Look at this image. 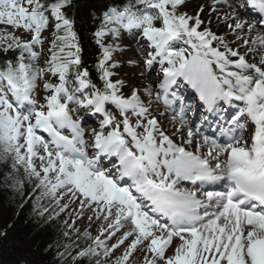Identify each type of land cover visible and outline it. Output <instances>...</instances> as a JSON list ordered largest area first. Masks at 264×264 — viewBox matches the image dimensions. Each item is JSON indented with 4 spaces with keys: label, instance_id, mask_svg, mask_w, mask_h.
Returning a JSON list of instances; mask_svg holds the SVG:
<instances>
[{
    "label": "snow or ice",
    "instance_id": "6c2138e0",
    "mask_svg": "<svg viewBox=\"0 0 264 264\" xmlns=\"http://www.w3.org/2000/svg\"><path fill=\"white\" fill-rule=\"evenodd\" d=\"M187 3L188 0H136L133 5L108 7L94 33L102 53L97 64L103 81L101 89L92 83L86 68L81 70L82 49L74 20L67 15L72 0H0V24L32 34L30 40H22L0 32V50H19L15 62L7 60L0 68V160L7 162L10 158L14 172L23 167L28 180L38 181L36 187L45 196L54 197L58 189L66 188L88 202L103 205L109 216L115 209L117 228L122 219L130 221L132 230L111 248L99 237L94 241L96 248H102L108 257L130 236L135 237L116 264H126L144 241H148L147 249L153 257H145L146 264H157L158 260L163 264H264V54L259 63L249 62L245 55L228 48L223 37L202 27L203 5L195 14H189L185 10ZM245 3L258 11L260 18L254 24L234 16V28L247 27L251 32L259 25L264 31V0H240L241 7ZM48 30L53 35L51 55L45 60L46 67L34 66L32 62L39 60L41 53L34 51L33 46H43V34ZM122 31L131 33L133 38L138 34L148 42L152 51L144 63L149 70L154 64L160 65L163 80L159 88L165 104L169 103L170 89L177 85L178 78L198 93L200 103L210 112L219 101L242 103L230 118L238 135H227L225 142L203 137L208 156L216 160L215 168L209 159L174 143L160 130L155 118H147L148 109L138 89L127 97L120 94L123 81L113 82L114 73L110 70L118 64L109 62L114 52L123 49L119 44L105 45L104 38L118 40ZM256 40L264 46V37L258 35ZM213 41L226 51L213 46ZM137 47L142 51L141 45ZM49 73L58 77L59 83H44L49 94L45 103L37 107L33 98L37 81ZM85 90L90 91L85 94ZM144 91L151 95L150 89ZM172 95L175 97V93ZM70 104L104 115L101 130L93 133L91 156ZM106 104L119 110L123 116L119 123H114ZM129 113L138 118L135 126ZM242 118L254 127L249 133L250 144ZM142 119L147 123H142ZM37 129L47 132L51 141L38 136ZM63 129L70 130L71 135L62 134ZM187 137L184 143L192 145L191 128ZM50 144L54 151L49 150ZM38 147L43 149V155L38 154ZM199 151L197 144L196 152ZM223 154L227 158L222 167L219 157ZM102 157L110 161L115 158V178L111 170L99 167ZM34 158L41 161L39 170ZM125 180L130 183L122 186ZM181 181L193 185L199 182L201 186L225 183L222 191H204L202 200L196 191L178 187ZM15 184L23 187L21 180ZM174 237L180 243L173 255L166 256ZM96 248L80 251L78 257L100 255Z\"/></svg>",
    "mask_w": 264,
    "mask_h": 264
},
{
    "label": "trees",
    "instance_id": "16d2710c",
    "mask_svg": "<svg viewBox=\"0 0 264 264\" xmlns=\"http://www.w3.org/2000/svg\"><path fill=\"white\" fill-rule=\"evenodd\" d=\"M133 4L136 0H72L67 11L82 49L81 70L89 71L97 88H103L97 69L102 53L94 33L108 7ZM18 55V49L0 50V68L7 60L15 62ZM11 163L10 158L0 160V264H104L98 256L78 257L80 251L88 249L85 240L58 223L51 197L36 187L38 181L28 180L23 167L14 172ZM16 180L23 181V187L16 185Z\"/></svg>",
    "mask_w": 264,
    "mask_h": 264
},
{
    "label": "rangeland",
    "instance_id": "374dc122",
    "mask_svg": "<svg viewBox=\"0 0 264 264\" xmlns=\"http://www.w3.org/2000/svg\"><path fill=\"white\" fill-rule=\"evenodd\" d=\"M206 1H210L211 3L209 6H207ZM225 6H228L229 4H226L227 0H223ZM232 2L239 3L238 0H232L229 2L232 5ZM214 3L215 6L212 5ZM222 0H188V3L185 6V10L189 12V14H195L196 10L203 5L204 12L202 14H206L205 16H210L214 14L216 11H221L223 8H221ZM211 6H213L211 8ZM240 12L238 13L239 16H242L246 19H249V15L247 13H243L244 7L240 6ZM205 11L209 13H205ZM201 14V15H202ZM205 16L202 18L204 19ZM208 21V20H207ZM217 24L211 26H208L209 29L213 32V30H217V36L223 37L224 43L227 44L228 48H231L233 51L234 49L231 47L230 44H228V40L225 38L228 37L229 33L231 32L230 29L226 30L227 21L222 22L219 19L216 20ZM255 23V21H254ZM0 32H7L8 34H13L18 37H20L22 40H30L31 39V33L25 31L22 28H14L11 26H8L6 24H0ZM214 33V32H213ZM215 34V33H214ZM44 43L43 46L41 45H34L33 49L34 51L41 53L39 60L32 62L34 66L39 67H46L45 60L50 57L51 53L49 52V49L51 48V43L53 40L52 30L46 31L44 34ZM216 35V34H215ZM9 43L11 41H8ZM105 45H112V44H119L120 48L123 49L122 51H116L113 53V59L109 62L111 64L112 62H116L118 64V67L110 69L114 75L111 77L113 82L117 80L123 81V85L120 86V94L124 95L125 97L130 96L131 91L133 89L139 90V95L141 98V101L143 102L144 107L148 109L147 118H154L156 115L152 114L150 112V109L158 105V99L155 96L156 91H159V85L161 83V76L163 73L160 71L155 70L156 64L153 65V67L149 70L144 61L148 58V53L150 51L148 50L146 42H143L139 36H135V38L132 37V34L125 33L122 31L121 36L118 40H114L112 37L108 36L104 38ZM131 43L134 44V47H131ZM142 46V51L140 48L137 47V45ZM215 44V47H218L219 50L225 51L226 49L217 41ZM134 61V63H129V61ZM166 66V65H165ZM147 69V72H149L147 75L150 77L153 75V87H150L151 95H147L145 93V89H143V77L146 76V73L144 71ZM45 82L50 83H59L58 77L52 76L50 73L45 74L42 79L37 81V88L33 94V98L37 101V107L40 104L45 103V96L49 93L45 92L43 85ZM157 86V87H155ZM156 90V91H155ZM71 106V113L74 120H78L76 115H73L76 111H78V105L70 104ZM115 107V105H113ZM152 106V107H150ZM116 111L113 109H108L109 115L112 116L114 123H119L123 116L119 114V110L115 107ZM179 113V111H178ZM172 119L178 120L179 123L185 125L186 127L190 128L189 122V115H175L172 114ZM135 116L129 113L128 118L132 122V119ZM165 117V115H163ZM102 118L104 119V115L102 114ZM103 119L101 121H97L95 125H88V124H81L82 127H88L87 130L84 131L82 129V132H87L89 134H92L94 131L98 132L101 130V124L103 122ZM80 121V120H78ZM142 122V121H141ZM147 123V120H146ZM132 124L135 126L136 122H132ZM191 128L195 129L196 127L191 126ZM165 129L169 130V127H165ZM111 129H107V131H110ZM138 132H142V129H137ZM246 137V136H245ZM94 138V137H93ZM91 150V148L89 149ZM23 151V150H22ZM38 154L43 155V149L38 147L37 148ZM222 159V155L219 157V160ZM34 163L37 166V169L39 170L41 161L38 158H34ZM44 163L46 164L47 161L45 160ZM114 172V171H113ZM112 172V173H113ZM43 175V173H41ZM53 175V174H50ZM54 182V181H53ZM57 197H58V212H57V220L70 227L71 231L74 233L75 236H81L86 241H90L94 243L96 237H99L101 241L104 242L105 246L108 248H111L112 245L117 244L119 240L124 236L125 232L131 231L132 228H129L125 231L115 232L111 233L110 228H113L115 223L113 220L110 219L111 215H108L107 210L103 207V205L88 202L84 199L79 193H76L73 195L72 193L68 192L66 188L64 189H58L57 190ZM60 197V198H59ZM83 201V203H82ZM82 214V217L79 218V215ZM108 217L105 219V217ZM113 216V215H112ZM110 220V221H109ZM110 222V223H109ZM123 223H128L129 221L121 220ZM112 224V227H109V225ZM85 233H88L89 235L86 236ZM134 236H130L127 240L124 241L123 244H120L118 248H115L112 250L110 255L108 257H105L103 255V249L102 248H96V245L93 244L91 247L96 248L97 252L100 253L98 255L100 259L105 264H114L116 263L117 259L122 257L124 253L128 250V246L131 244L132 240L134 239ZM180 243L178 238H173L172 244L169 246V248L166 250L165 255L171 256L174 254L175 248ZM148 241H144L143 243L139 244L137 248L132 252L131 256L129 257L126 264H146L145 257H147L149 260H151L152 254L147 249ZM157 264H163V261H157Z\"/></svg>",
    "mask_w": 264,
    "mask_h": 264
},
{
    "label": "bare ground",
    "instance_id": "6f19581e",
    "mask_svg": "<svg viewBox=\"0 0 264 264\" xmlns=\"http://www.w3.org/2000/svg\"><path fill=\"white\" fill-rule=\"evenodd\" d=\"M229 2H231V0H227V2H225V3L229 4V5L225 6V4L222 0L223 4H221V8H223V10L214 12V14L208 16V18H207V16H205L206 14H202L201 18H203L205 16V18L203 19L205 21V24L202 27L209 28L208 26L212 27L213 25H216L217 19H219L222 22L227 21L226 30L230 29V31H231L229 33L228 37L225 38L226 40H228V44L231 45V47L234 49V51L239 52L240 55H245V58L249 62L259 63L261 55L264 54V46H261L259 41L256 40V37L258 35L264 37V32L262 30H261L262 33L259 31L260 26H258L256 29H254L251 32L248 30L247 27H245L243 29H235L234 28L235 21L232 18L234 16H238L241 21H248L250 23H254V19L256 21H257V19L255 16H251V15L249 16L250 17L249 19H246L242 16H239L238 13L240 12V9H241L240 6L237 3H233V2L231 5ZM206 3H207L206 5L209 6V4L211 2L206 1ZM212 5L215 6L214 3H212ZM213 6H211V8ZM252 12L254 13L253 8L250 9V13H252ZM205 13H209V12L205 11ZM229 25H233V27H229ZM213 32L217 35L218 31L213 30ZM245 40L248 41L247 44L244 43ZM254 40H256L255 43H253ZM143 41L147 43L146 40L143 39ZM131 47H134L133 43H131ZM249 49H254V51H249ZM231 70L235 71L236 69L233 68ZM217 74H220L218 72V70H217ZM143 81H144L143 84L146 87H153L152 86L153 81H154L153 75H151L150 77H147V75L144 76ZM182 84L186 87L187 94H182L180 91L179 92H171V90H170V94L168 96L169 103L167 104L170 108H174L175 105L185 107V105L188 102H192V101H194L195 103L198 102L199 105L192 110L191 115L197 116L199 118V120L201 121V124L203 126L209 127L210 131H212V133H214L213 134L214 137L212 139L217 140V138H218L217 136H219V135H221L222 138L225 137L226 135L221 133L222 129H224V128H226L228 133L231 132V133L236 134V135L239 134V130H236L234 125H232L231 123L228 124V119L238 111L239 107H242L241 105L237 106L236 101H233L231 105L226 103L225 101H219L216 105L217 108L215 107V110L210 112V111H208L206 106H204L200 103L198 93L189 84H187V82L183 81ZM172 93H175V97L172 95ZM150 107H152V106H150ZM160 108L161 109L165 108L164 94H163L162 90H161V94H160L159 99H158V105L150 109V112L157 116L156 120L158 122L160 130L164 131V133L166 135H168L173 140V142L176 143L177 145L184 146L187 151L194 152L197 155H200L202 158H207L210 161L212 157L208 156L209 150L206 148L207 145L204 144V140H203V137H205V136L198 137V138L193 137V144L192 145L185 144L184 141L188 138L187 137L188 130H186L184 128L183 124L172 119L169 112H167V111H165L167 117L161 118L160 117L161 114H160V110H159ZM184 111L185 110L182 109V113ZM137 119L138 118L135 116L132 119V122L137 121ZM241 123L246 126V125H248L249 122H246L245 119L242 118ZM165 127H169L170 129L167 130V129H165ZM230 130H233V131H230ZM200 134H201V132H200ZM89 143H90V141H87V144H89ZM197 144L200 145V151L199 152H196V145ZM103 163H104V161H103ZM99 167H101V166H99ZM101 168L106 170V167H101ZM197 197L200 199L205 198L203 196V193H201V192L197 193ZM113 216L115 218V210L113 211ZM80 217H82V214L79 215V218ZM130 225H132V224H130ZM126 227H127L126 224L120 223V226L118 228H117V226H115L113 228H110V231H111V233L120 232Z\"/></svg>",
    "mask_w": 264,
    "mask_h": 264
}]
</instances>
